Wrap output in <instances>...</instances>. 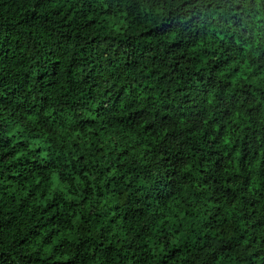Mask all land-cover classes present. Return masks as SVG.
Listing matches in <instances>:
<instances>
[{
  "label": "trees",
  "instance_id": "trees-1",
  "mask_svg": "<svg viewBox=\"0 0 264 264\" xmlns=\"http://www.w3.org/2000/svg\"><path fill=\"white\" fill-rule=\"evenodd\" d=\"M0 264H264V0H0Z\"/></svg>",
  "mask_w": 264,
  "mask_h": 264
}]
</instances>
